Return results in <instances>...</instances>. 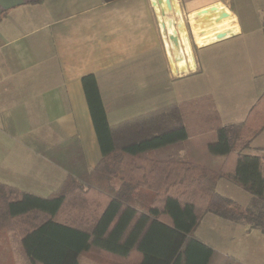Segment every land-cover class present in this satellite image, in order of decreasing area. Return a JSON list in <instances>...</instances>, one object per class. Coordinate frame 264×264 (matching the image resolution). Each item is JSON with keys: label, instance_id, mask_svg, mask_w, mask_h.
<instances>
[{"label": "crops", "instance_id": "1", "mask_svg": "<svg viewBox=\"0 0 264 264\" xmlns=\"http://www.w3.org/2000/svg\"><path fill=\"white\" fill-rule=\"evenodd\" d=\"M220 32L225 33L221 39ZM234 62L240 67L237 76ZM212 67L219 73V89L181 99L182 81L206 76ZM86 74L97 79L117 145L136 139L132 128L120 126L124 122L205 95L213 97L222 120L224 114L241 116L225 125L239 123L264 93V7H254L252 0H0V145L18 146L20 154L13 178L7 172L0 182L49 196L68 175L27 143L14 140L6 132L8 119L18 136L77 137L86 165L98 166L103 155L82 82ZM198 148L185 141L158 155L195 153L188 158L211 166L223 159ZM243 152L264 160V130ZM132 177L165 182L180 176L142 172ZM112 183L122 187L119 179ZM240 189L226 178L215 187L225 197ZM126 191L155 193L146 186ZM209 213L203 220L214 215L212 226L217 218L235 223ZM84 255L81 264L95 263H82Z\"/></svg>", "mask_w": 264, "mask_h": 264}, {"label": "trees", "instance_id": "2", "mask_svg": "<svg viewBox=\"0 0 264 264\" xmlns=\"http://www.w3.org/2000/svg\"><path fill=\"white\" fill-rule=\"evenodd\" d=\"M82 82L103 155L96 168L86 165L77 137L18 136L7 120L8 133L68 170L49 196L0 182V229L19 235L31 264H81L80 255L88 253L108 254L121 264H213L216 250L194 233L209 212L264 233V160L243 152L264 130V93L239 123L223 124L213 97L205 95L124 122L120 126L132 128L136 139L117 145L95 75ZM203 139L198 150L204 146L209 155L221 156L219 164L188 158L195 153L158 155ZM142 172L180 177H132ZM219 178L249 191L252 206L216 192ZM142 186L155 191L146 208L126 193Z\"/></svg>", "mask_w": 264, "mask_h": 264}, {"label": "rangeland", "instance_id": "3", "mask_svg": "<svg viewBox=\"0 0 264 264\" xmlns=\"http://www.w3.org/2000/svg\"><path fill=\"white\" fill-rule=\"evenodd\" d=\"M252 4L254 7L262 8L264 7V0H252ZM253 53L255 54L256 51H253ZM217 62L218 64H221L220 61ZM234 63L236 66L233 67V73L234 76H237L240 67L237 66L238 62ZM231 68L232 67L229 66V69ZM209 70L210 71L206 76L199 75L195 78L192 77L182 81L184 93L181 99L201 95L213 87L219 89L217 82L219 73L216 70V67H212ZM240 117L241 116L224 114L222 123L226 124L228 121L240 119ZM17 133L18 132H16V134ZM10 136L15 138L14 140L17 138L12 134H10ZM205 142V139L201 141L197 140L196 144L200 146L202 143L205 144ZM7 144L10 145V143ZM9 145L8 147L0 145V175H4L9 172L7 175L13 178V168L14 165L20 161L18 158L20 154L18 153V146L11 147ZM200 149L203 150L204 146L200 147ZM249 194L250 193L245 189H240L239 191H235L230 194L228 193L227 197L249 206ZM152 197V195H133V199H131L130 202L146 208L151 202ZM209 216L212 217L204 220L202 219L200 225H198L199 227L195 229L194 233L198 237L201 236L204 241L209 242L216 250V256L213 264H264V233L260 229H251L247 222L233 221L235 223L228 224V221H220L219 218H217V223H214L212 226L210 220L214 218V215ZM0 242V264H29L22 247L20 237L16 232L8 229H0ZM81 260L82 263L91 260L96 264H121V261L117 258L104 253H88L85 254Z\"/></svg>", "mask_w": 264, "mask_h": 264}, {"label": "water", "instance_id": "4", "mask_svg": "<svg viewBox=\"0 0 264 264\" xmlns=\"http://www.w3.org/2000/svg\"><path fill=\"white\" fill-rule=\"evenodd\" d=\"M218 38H223L225 36V33L224 32H220L217 34Z\"/></svg>", "mask_w": 264, "mask_h": 264}]
</instances>
